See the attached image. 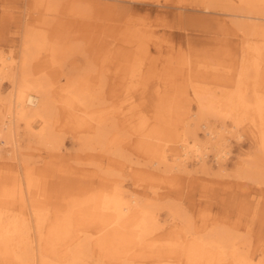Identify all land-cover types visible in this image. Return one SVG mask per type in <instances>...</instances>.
I'll return each mask as SVG.
<instances>
[{"label":"bare ground","instance_id":"bare-ground-1","mask_svg":"<svg viewBox=\"0 0 264 264\" xmlns=\"http://www.w3.org/2000/svg\"><path fill=\"white\" fill-rule=\"evenodd\" d=\"M33 1L36 8L46 15L50 14L48 11L54 10L50 1L56 3V0ZM70 1L72 0L64 1V10L80 21L76 18H64L65 21L56 24L54 31L60 36L58 42L61 43V39L68 36L78 40L85 38L92 45L95 44L97 54L93 60L85 56V64L74 75L54 79L40 67L42 56L54 63L65 50L70 54L81 53L76 49L78 46L70 45L73 39L62 40L63 46H59L56 41L49 43L43 31L27 27L23 29L17 58L11 53L0 55V159L4 154L13 159L10 153L17 148L16 136L20 127L38 142L52 139L58 123L57 109L61 112L63 124L73 130L85 132L79 139L86 147L95 142L100 143L104 152L114 151V146L131 139L129 134L107 136L115 123L113 121L109 124L107 114L96 113L101 109L93 107L100 104L103 98L100 93L105 86L102 78L105 71L111 74V89L118 84L131 90L137 84H144L145 79L150 80L155 64H145L141 59L144 58V50L152 37H149L150 33L145 36L143 24L139 23L141 28L137 23V26H132L134 20H126L117 34L110 37L107 33L111 31L108 25L105 27V24L96 21L91 24L81 18L84 16L82 8L87 7L86 2L78 1L76 7ZM230 1L233 3L225 8V16L221 22L226 31L241 36L238 59L234 64L215 63L211 60L201 64L191 59L185 64L181 63L182 66L178 69L183 74L186 86L183 93L188 92V87L195 100L194 111L184 106L180 109L176 100L178 94H183L177 92L180 87L171 85L174 89L168 93L163 92L161 96V101L164 102L162 112L166 116L175 110L184 113L183 130L177 134L169 130V127L164 128L157 122H152L151 115L136 120L130 117L129 123L135 129L134 143L148 152V167L154 170L160 171L163 167L167 172H181L190 164L199 172H206L210 167V156L216 168L222 169L231 154V138L240 141L243 139L241 130L248 128L254 133L255 143L250 157L246 159L244 156L243 159L247 161L237 167L238 177L252 179L257 183H260V176L261 179L262 176L264 178V97L260 87V80L264 76V42L260 41V38H264V0ZM208 3L214 5L216 0H208ZM100 8L103 7L95 6L97 13H92L102 14L99 12ZM107 13H113L112 9ZM84 23L87 24L86 27ZM141 54L143 56L140 59ZM113 55H118L114 60L116 63L119 60L120 65L115 62L116 65L110 64L108 58ZM153 56L151 55L150 63ZM202 73L206 77L199 79L201 77L197 76ZM5 83L10 88L3 95L1 88ZM110 92L113 93L112 90ZM126 95L127 92V98ZM109 97L106 102L111 101L114 96L109 94ZM70 173L73 174L71 171ZM80 178L91 190L94 182L91 179L85 181V176ZM112 183V191L103 192L92 201L85 200L74 205L77 215L93 216L88 218V222L95 226L93 231L82 237L75 233L76 229L69 215L54 212L49 216L47 210L36 208L30 198L29 205L23 207V199L36 187L30 169L25 167L21 178H1L0 258L8 261V264H87L89 246L103 248L105 245L109 246L112 264H135V254L152 246L156 255H162L166 250L179 249L186 256L187 264H264V252L258 249L259 253L248 254L229 230L209 228L205 234L184 231V222L187 221L189 226L190 221L187 218L185 220L172 206L166 208L169 220L160 223L158 209L155 203L149 202L147 196L142 197L135 190L125 193L118 182ZM15 198L21 203L18 210H14L12 206V199ZM90 208L96 212H89ZM166 223L169 228L164 230L163 224ZM116 240H121L124 244L120 253L110 247ZM157 240H166L171 245L166 244L165 248H161ZM162 261L159 259L156 264H164Z\"/></svg>","mask_w":264,"mask_h":264},{"label":"rangeland","instance_id":"rangeland-1","mask_svg":"<svg viewBox=\"0 0 264 264\" xmlns=\"http://www.w3.org/2000/svg\"><path fill=\"white\" fill-rule=\"evenodd\" d=\"M64 1L66 0H56L55 4L50 1V6L54 10L48 11L47 13L50 14L46 15L44 11L36 8L32 0H0V55L6 56L11 53L17 58L21 49L23 29L26 27L43 31L49 43L58 42L60 36L55 33L54 26L65 19L76 18L64 10ZM78 1L86 2L88 7L82 8L84 16L81 18L91 24H95L96 21L99 24H105V27L108 25L111 31L107 33L111 35L110 37L117 34L119 27L122 23L124 25L126 20H134L132 26L143 24L145 36H149L148 33H150L149 37H152L144 50L146 53L144 58L141 59L143 55H140L141 62L149 63L151 66L155 64L150 80L145 79L147 82L144 80V84H137L131 90L118 84L111 89V74L105 71L102 74L105 86L100 93L103 98L100 104L93 107L101 109L96 113L107 114L109 124L113 121L115 123L107 136L129 134L131 139L123 141L119 146H114V151L104 152L100 148V143L95 142L86 147L79 139V136L85 132L73 130L63 124L61 112L57 109L58 123L54 128L55 135L52 139L47 138L45 141L38 142L22 127L18 129L17 148L10 153L13 159H9L5 154L0 159V179L21 178L25 167L30 169L36 187L23 199V207L29 205L30 198L36 208L47 210L49 216L54 212L59 215H69L76 229L75 233L82 237L93 231L95 226L88 222V218L93 216L77 215L74 205L99 198L101 193L112 191L111 186L114 185L112 182L116 184L118 182L123 192L135 190L140 196H147L150 199L149 202L155 203L160 223L169 220L166 208L172 206L171 208L181 213L185 220L187 218L190 221L189 226L187 221L184 222L185 227H182L184 231L205 234L209 228H225L233 234L235 240H238L248 254L259 253L258 249L264 252V178L262 176L261 179L260 176V183H257L252 179L249 181L248 178L238 177L239 166L247 161L243 159L244 156L248 159L253 152L255 136L250 129L241 130L243 139L240 141L231 138L229 142L231 154L222 169L216 168L210 156L208 159L210 167L206 172H199L190 164H188L189 168L184 169L185 171L167 172L163 167L160 171L148 167L149 154L145 149L135 145V129L129 123L130 117L136 120L151 115L152 122H157L164 128L169 127V130L177 134L183 130L184 113L175 110L166 116V113L162 112L164 102L161 101V96L163 92L168 93L174 89L171 85L180 87L177 92L183 93V88L186 86L183 74L178 68L188 59L200 63H206L208 60L215 63H235L240 53L241 36L226 31L221 22L225 16V8L233 2L216 0L214 5L208 3V0H140L136 2L72 0L70 2L78 7L76 5ZM97 5L103 7L99 9L102 13L100 15L96 14L95 6ZM110 8L113 13L108 14ZM76 19L79 20L78 17ZM71 39L73 42L70 45L78 46L76 49L81 53L70 54L68 50H65L62 54L60 53L56 58L57 62L55 60L54 63L48 61L46 56H42L43 61L40 67H43V71L54 79L74 75L85 64V56L93 60L97 54L95 44L92 45L91 41L85 38L78 40L68 36L62 38L58 45L63 46L62 40L70 41ZM156 40H159L158 43ZM262 40L264 42V38H260V41ZM151 55H154L152 64L149 61ZM117 56L108 58L110 64H114V57ZM116 61V64H121V62L118 63L119 60ZM202 74H198L200 76L197 77L204 79L206 76ZM260 87L264 97V76L260 80ZM9 88L8 83L3 84L1 93L7 94ZM187 89L189 93L185 91L183 94H178L176 100L180 109L184 106L194 111L195 100L188 87ZM111 90L113 93L110 92ZM109 94L114 97L106 102L110 98ZM128 96L131 97L128 99ZM167 100L169 102V99ZM197 132L202 139L200 131ZM102 148L104 149L103 146ZM64 169L68 170L67 174ZM63 176L66 178L64 179ZM80 176H85V181L91 179L94 182L91 190L80 180ZM17 198L12 199L14 210H18L21 205ZM88 211L96 212L92 208ZM163 228L167 230L168 223L163 224ZM164 238L167 239L166 236ZM157 243L161 248H165L166 244L171 245L166 240H157ZM102 247L89 246V252L86 254L87 264H112L109 258V246ZM110 247L120 253L124 244L121 240H116ZM134 259L135 264H156L159 259H162L164 264H187L186 256L179 249L166 250L162 255H156L152 246L137 252ZM7 262L0 258V264H8Z\"/></svg>","mask_w":264,"mask_h":264}]
</instances>
